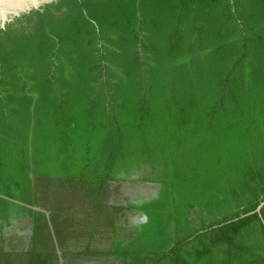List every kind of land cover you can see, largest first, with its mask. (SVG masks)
<instances>
[{
    "label": "trees",
    "instance_id": "trees-1",
    "mask_svg": "<svg viewBox=\"0 0 264 264\" xmlns=\"http://www.w3.org/2000/svg\"><path fill=\"white\" fill-rule=\"evenodd\" d=\"M134 174L161 188L128 238ZM55 177L85 216L48 208ZM21 216L30 251L0 264H264V0H57L0 25V239Z\"/></svg>",
    "mask_w": 264,
    "mask_h": 264
},
{
    "label": "flooded vegetation",
    "instance_id": "flooded-vegetation-1",
    "mask_svg": "<svg viewBox=\"0 0 264 264\" xmlns=\"http://www.w3.org/2000/svg\"><path fill=\"white\" fill-rule=\"evenodd\" d=\"M137 176V174H134L124 181L121 180V185L119 186V188L121 187V191H118L120 192V194H118L120 201L118 202L119 205L117 213L119 218L120 232L123 230L121 235L128 238L131 237V235L137 230H139L140 225L142 224V215L144 214V211L139 209L137 206L141 205L147 199L151 197L153 198L155 192L157 191L158 193L159 189L161 188L160 184L150 181L138 180L135 178ZM150 184L152 185L150 186ZM115 197L116 193H114L112 196L113 202ZM5 232V236L7 238L3 241L0 239L1 243L5 244V248L10 249L11 245H18L24 246V249H22L24 252H27V250L30 251L31 242L29 236L32 232V221L29 217H14L12 224L5 228ZM110 233V239L115 237V231H111ZM62 258L63 259H60L59 264H122L118 258L107 254H84L80 256L64 255Z\"/></svg>",
    "mask_w": 264,
    "mask_h": 264
},
{
    "label": "rangeland",
    "instance_id": "rangeland-1",
    "mask_svg": "<svg viewBox=\"0 0 264 264\" xmlns=\"http://www.w3.org/2000/svg\"><path fill=\"white\" fill-rule=\"evenodd\" d=\"M56 178V179H55ZM49 181L48 188L50 191H46V194L48 195V208L54 207L55 209H60L62 212H67L68 210L77 211L82 216H85L88 209L85 207L87 203L92 202L94 199L83 192L78 191L77 189L72 190H64L63 186H60L58 189H55L56 185L58 184V178L55 177ZM60 180V179H59ZM64 185L69 187V182L64 181ZM121 188V187H120ZM120 188H118V191H121ZM123 188V187H122ZM59 190V191H56ZM67 191H70L67 193ZM123 192V191H122ZM6 237V236H5ZM30 237V242L32 240V235ZM7 238V237H6ZM3 241V240H2ZM0 249L2 250H10L5 248V244H2L0 241ZM15 252L17 254V258L19 260H22V255L24 256V246H14ZM17 250V251H16Z\"/></svg>",
    "mask_w": 264,
    "mask_h": 264
},
{
    "label": "water",
    "instance_id": "water-1",
    "mask_svg": "<svg viewBox=\"0 0 264 264\" xmlns=\"http://www.w3.org/2000/svg\"><path fill=\"white\" fill-rule=\"evenodd\" d=\"M53 1L57 0H0V25L4 27L7 22L12 21L16 16ZM153 196H158L157 191ZM147 219L148 217L144 213L142 215V223L146 222Z\"/></svg>",
    "mask_w": 264,
    "mask_h": 264
}]
</instances>
